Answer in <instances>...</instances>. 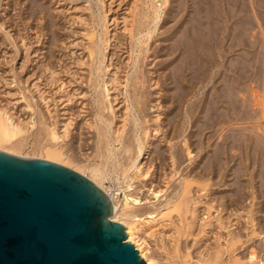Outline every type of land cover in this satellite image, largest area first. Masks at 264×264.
I'll use <instances>...</instances> for the list:
<instances>
[{
    "label": "rangeland",
    "instance_id": "rangeland-1",
    "mask_svg": "<svg viewBox=\"0 0 264 264\" xmlns=\"http://www.w3.org/2000/svg\"><path fill=\"white\" fill-rule=\"evenodd\" d=\"M195 1L202 6V0ZM197 3L194 0H0V108L3 106L9 112L12 111L25 124L29 120L25 131L17 136V139L25 141L21 148L23 152L32 150L39 139L40 142H45V138L41 139V129L47 125L53 126L58 121L60 123L61 118L67 117L65 135L52 143L62 147L65 156L74 158L77 165L104 160L102 155H98L105 151L102 146L105 141H101L99 129H106V138H109L113 151H121L125 143L131 142L132 151L129 155H133L137 144L144 139L145 128L150 124L155 125L158 132H151L148 152L141 157L148 173L141 179H135L133 187L134 193L141 198L140 207H137L142 210L139 209L140 212L163 203L165 196L162 195L157 200L151 194V189H164V182L169 180L166 193H174L181 178L178 174L180 172L171 176L168 147L171 146V150L177 149L182 154L183 164L179 168H184V173L188 172L191 166L187 167L183 138H188L199 125V121L194 123L193 117H188V110L190 102L198 100L204 88L193 91V95L189 93L188 98L180 102L179 89L173 81L180 65L188 62L187 65L193 67L192 71L197 70L198 64L191 66L189 63L190 54L183 61L180 60L183 52L179 51L184 49V41L192 43L194 40L192 45L198 50L203 47L200 45H203L201 39L197 37L200 34L197 29L191 31L194 39L189 40L187 38L191 35L183 34L182 25L192 16L189 12L195 16L194 5ZM196 32L199 34L194 36ZM255 60L256 58H252V61ZM185 73L186 78H189L191 72L186 70ZM52 74L56 76L53 77ZM110 78L114 80L112 83L108 82ZM33 82H36L38 88L31 84ZM104 82H108L107 97L103 94ZM40 94L48 101L47 105L44 99L40 100ZM241 94L242 92H238V95ZM108 100L112 101L116 113V120L111 127L108 123L113 118V113L107 108ZM26 102H29V108ZM46 106L49 111H46ZM247 107L251 108L250 104ZM154 110L159 114L158 119ZM134 118H137V125L133 122ZM121 124L124 129L116 133L119 134V139L114 140L112 127ZM242 125L248 123L239 121L234 126L239 128ZM222 126L226 127L222 133L229 127L232 128L227 122L219 123L215 125L217 129L212 131L214 137ZM208 134L206 132L202 137ZM215 140L218 141L217 138ZM193 142L190 143V150L193 149L192 154L196 153V159L191 164L192 167L198 164L199 155L207 152L204 146L199 149L198 143ZM212 147L213 145L209 146ZM126 154L121 151L120 156L128 157ZM200 165L202 167L203 164ZM116 175L118 179L115 178ZM104 183L110 185L112 190L118 185L121 187L117 191V198L121 201L124 182L119 172H112ZM196 186L198 188L197 182L191 184L195 189ZM224 186L226 193L229 192L228 186ZM257 194L256 190L254 195L238 203V215L231 214V217L239 218L240 222L245 223L247 210L264 200V194ZM203 198L211 199L210 196ZM223 212L230 213V210ZM172 215L176 221L174 226L162 224L156 227L157 230L154 228V232L157 231L155 234H140L148 243L151 257L161 261L160 264H164L168 256L162 243L170 247L174 227L181 224L177 212L173 211ZM224 215L227 216L226 213ZM179 238L191 247L190 236L182 235ZM135 248L137 249L136 246ZM195 251L194 259L197 256ZM146 263L149 264L147 261Z\"/></svg>",
    "mask_w": 264,
    "mask_h": 264
},
{
    "label": "bare ground",
    "instance_id": "bare-ground-1",
    "mask_svg": "<svg viewBox=\"0 0 264 264\" xmlns=\"http://www.w3.org/2000/svg\"><path fill=\"white\" fill-rule=\"evenodd\" d=\"M194 3L197 2L194 0ZM194 7L195 16L189 12L192 16L182 25L183 34L188 36L191 35L192 29L198 30L200 34L196 32L194 36L199 34L197 37L201 39L203 45H200L203 47L200 50L196 49L192 45L195 41L191 35L187 39L193 38L192 43L184 41L185 47L179 51L183 52L180 60L186 61L187 55L190 54V65L199 66L197 65L196 71H192L193 67H189L188 62L180 65L173 81L179 89L180 102L184 101L189 93L193 95L195 90L204 88L201 97L190 102L188 110V117H193L194 123L199 121V125L188 138H183L182 146L185 147L187 155L185 157L188 160L187 167L191 166L187 173L182 172L184 168H179L183 159L182 154L177 149L171 150V146L168 147L171 176L175 172H180L178 174L181 178L174 193H166L169 180L164 182V189L156 187L151 189V194L157 197V200L160 196H165L163 203L140 212V208L137 207H140L141 198L134 193L133 187L135 179H141L148 173V169H144L141 157L148 152L151 132H158L155 125L150 124L145 128L144 139L137 144L135 154L129 155L132 151L131 142L123 145L121 151L127 153L128 157L120 156V150L113 151L109 138H106V129H99L98 135L102 142L105 141V145H102L105 151L101 150L102 153L98 155H102L104 160L77 165L73 161L74 158L65 156L62 147L54 144L58 138L65 135L67 117L59 119L61 122L58 121L53 126L43 127L41 130L44 132L41 131L40 135L41 139H46L45 142H40L39 139V142L32 146V150L23 152L21 148L25 141L17 139V136L25 131L29 120L25 124L18 116L13 115L12 111L9 112L1 106L0 148L8 152H19L24 156L28 154L42 156L72 166L73 169L89 176L110 196L113 202L111 219L125 225L127 239L135 244L140 255L149 264H160L161 261L154 256L151 257L148 243L140 234L142 232L155 234L156 227L162 224L174 226L176 221L172 215L173 211L177 212L181 224L174 227V237L170 235L173 240L171 248L164 245L163 240L161 242L164 252L168 255L164 264H264V200L258 206H251L247 210L245 223L240 222L239 218L235 220L231 217V214L238 215L236 213L238 203L254 195L256 190L257 195L264 194V0H202V6L197 3ZM252 58L256 60L252 61ZM176 60L174 62H177ZM186 70L191 72L189 78H186ZM113 81V78L108 80L110 83ZM108 82L103 83L104 97L109 95ZM35 83L31 84L38 88ZM238 92L242 94L238 95ZM41 94L40 100H43ZM47 102L44 103L47 105ZM108 103L107 108L113 113V118L108 123L111 127L116 120V113L112 101L108 100ZM248 104L251 108L247 107ZM26 106L29 108V102ZM154 113L158 119V112L154 110ZM239 121L248 125L235 128L234 125L239 124ZM133 122L137 125V118H134ZM226 122L232 125V128L228 126L229 131L222 133L226 128L222 126L214 137L212 131L217 129L215 125ZM121 129H124L123 124L112 127L115 133L114 140L119 139V134L116 133L121 132ZM206 132L209 133L208 136L205 135L206 138L204 136L207 140L202 137ZM210 139L213 142H210ZM193 141L198 143L199 149L204 146L207 152L199 155L198 164L192 167L191 164L196 159V153L192 154L193 149L190 150V143ZM175 145L173 146L178 148ZM210 145L213 147L209 148ZM200 164H203L202 167ZM117 171L124 182V196L121 201L117 198V191L121 187L118 185L113 191L110 185L104 183L112 172ZM115 178L119 177L116 175ZM194 182H197V189L191 187ZM224 185L228 186L229 192L226 193ZM208 195L210 200L207 198ZM202 197H206L207 200ZM224 210H230V213L223 212ZM222 231H225V234ZM182 235L191 237V247L194 249L180 240L179 236ZM194 250L197 253L195 259Z\"/></svg>",
    "mask_w": 264,
    "mask_h": 264
},
{
    "label": "water",
    "instance_id": "water-1",
    "mask_svg": "<svg viewBox=\"0 0 264 264\" xmlns=\"http://www.w3.org/2000/svg\"><path fill=\"white\" fill-rule=\"evenodd\" d=\"M112 208L81 172L0 149V264H147Z\"/></svg>",
    "mask_w": 264,
    "mask_h": 264
}]
</instances>
